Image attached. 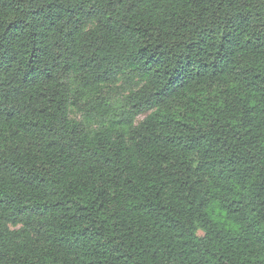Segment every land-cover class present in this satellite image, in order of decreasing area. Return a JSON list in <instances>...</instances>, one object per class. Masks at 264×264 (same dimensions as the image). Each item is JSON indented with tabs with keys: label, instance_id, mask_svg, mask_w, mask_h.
I'll list each match as a JSON object with an SVG mask.
<instances>
[{
	"label": "trees",
	"instance_id": "16d2710c",
	"mask_svg": "<svg viewBox=\"0 0 264 264\" xmlns=\"http://www.w3.org/2000/svg\"><path fill=\"white\" fill-rule=\"evenodd\" d=\"M0 264H264V0H0Z\"/></svg>",
	"mask_w": 264,
	"mask_h": 264
}]
</instances>
